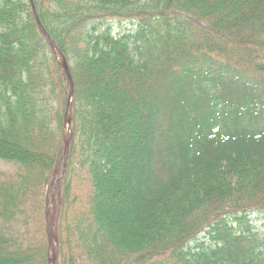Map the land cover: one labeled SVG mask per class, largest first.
<instances>
[{"label": "trees", "instance_id": "1", "mask_svg": "<svg viewBox=\"0 0 264 264\" xmlns=\"http://www.w3.org/2000/svg\"><path fill=\"white\" fill-rule=\"evenodd\" d=\"M33 1L74 83L56 264H264V0ZM41 27L0 0V264H50L71 86Z\"/></svg>", "mask_w": 264, "mask_h": 264}, {"label": "water", "instance_id": "2", "mask_svg": "<svg viewBox=\"0 0 264 264\" xmlns=\"http://www.w3.org/2000/svg\"><path fill=\"white\" fill-rule=\"evenodd\" d=\"M30 2H31L32 8H33V12L36 16L37 22L40 25V20H39L34 2H33V0H30ZM42 31H43L48 43L50 44L51 48L54 50L55 54L57 55L58 60H59V64H60L61 68H63L65 74L67 75L69 82H70V86H71L70 103H69V107H68V113H67L66 118H65V123L67 124V127H68V134L65 136V150H64V155L62 158L63 167L58 168L56 170L54 179L51 183V188L54 187L55 192L53 194L54 214H53L52 218L48 221L49 247H50V250L52 252V257L50 258L49 263L50 264H56V260H57L58 253H59L58 213H59V209H60V205H61V181H62L63 173L65 171L66 162H67L69 149H70V143L72 140L71 102H72L73 95H74V83H73L71 71H70L69 65L67 63V60L65 59L63 54L60 52V50L57 48V46L55 45L53 40L50 38V36L44 31V29H42ZM56 193L58 196V202H56V198H55ZM47 213L49 215V207H48Z\"/></svg>", "mask_w": 264, "mask_h": 264}, {"label": "rangeland", "instance_id": "3", "mask_svg": "<svg viewBox=\"0 0 264 264\" xmlns=\"http://www.w3.org/2000/svg\"><path fill=\"white\" fill-rule=\"evenodd\" d=\"M145 1H147V0H145ZM110 25L113 27V32H114L115 35H118L119 33L123 32V28L121 27V25L118 22H111ZM122 26L128 27L129 29L133 28L132 25L130 26V25L126 24V23H123ZM66 130H65V134H67ZM0 170L5 172V173H7V174H14V173H16L19 170V167L14 165V164H7L5 162H1L0 161ZM54 192H55L54 189L52 191H50L49 198H48L50 207H49V215L47 214V235H48V221L52 218V216L54 214V202H53V199H52V196H53ZM55 196H57V193H56ZM250 219L253 222V225L257 229H262L263 222L260 221L258 215L253 214V215H251ZM204 236H205V234H202L200 236V238L203 239ZM208 240L209 239H207L206 242H208Z\"/></svg>", "mask_w": 264, "mask_h": 264}, {"label": "bare ground", "instance_id": "4", "mask_svg": "<svg viewBox=\"0 0 264 264\" xmlns=\"http://www.w3.org/2000/svg\"><path fill=\"white\" fill-rule=\"evenodd\" d=\"M68 134V133H67Z\"/></svg>", "mask_w": 264, "mask_h": 264}]
</instances>
